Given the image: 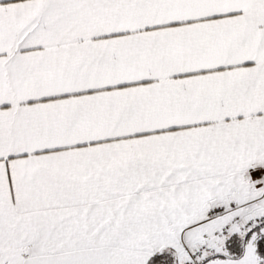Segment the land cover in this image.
<instances>
[{"label": "snow or ice", "instance_id": "6c2138e0", "mask_svg": "<svg viewBox=\"0 0 264 264\" xmlns=\"http://www.w3.org/2000/svg\"><path fill=\"white\" fill-rule=\"evenodd\" d=\"M0 264H264V0H0Z\"/></svg>", "mask_w": 264, "mask_h": 264}]
</instances>
